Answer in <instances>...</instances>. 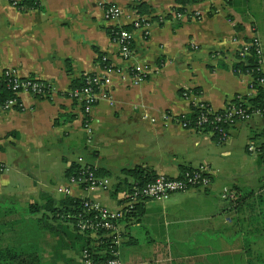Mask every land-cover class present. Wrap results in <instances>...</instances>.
I'll list each match as a JSON object with an SVG mask.
<instances>
[{
	"label": "crops",
	"instance_id": "1",
	"mask_svg": "<svg viewBox=\"0 0 264 264\" xmlns=\"http://www.w3.org/2000/svg\"><path fill=\"white\" fill-rule=\"evenodd\" d=\"M13 1L0 0V71L12 69L20 78L44 82L51 92L41 98L21 93L19 108L0 106V250L32 247L36 264H76L71 238L54 227L44 207L64 199L56 190L78 159L109 179L107 192L87 196L111 210L123 203V186L133 180L130 171L178 178L182 167L208 164V188L138 204L123 223L120 259L123 264H246L244 248L263 247L251 225L264 226V167L247 147L264 145V115L236 122L222 143L209 131L179 122L196 98L218 112L237 98L255 97L251 77L235 68L232 41L256 36L264 53V0H202L186 6L180 19L176 0H107L106 6L122 11L116 21L104 20L98 0H31L35 7ZM138 17L145 18L144 27L133 30ZM116 26L132 32L128 61L109 36ZM100 57L142 81L112 76L93 109L88 138L79 104L68 93L74 80L102 71ZM144 114L156 123L142 119ZM164 115L171 118L167 125L161 123ZM79 195L74 190V198ZM137 229L146 232L149 256L123 260L125 247L138 244Z\"/></svg>",
	"mask_w": 264,
	"mask_h": 264
},
{
	"label": "built area",
	"instance_id": "2",
	"mask_svg": "<svg viewBox=\"0 0 264 264\" xmlns=\"http://www.w3.org/2000/svg\"><path fill=\"white\" fill-rule=\"evenodd\" d=\"M14 0V5L17 4ZM103 9V18L106 21H116L122 15V11L118 7L106 6L107 0H98ZM176 18H182V14L176 13ZM145 18L138 17L131 22L133 30L144 27ZM113 36L110 37L112 42L117 45L120 58L123 61H128L132 56V32L122 26L113 28ZM237 45L235 51V58L239 62H247V59L253 57L255 59V71L261 75L260 78H253L250 72L246 73L251 77L250 89L254 92L252 87L255 79L259 86H264V53L261 42L258 37L254 36L249 42L238 41L234 38L232 41ZM106 63V59H102ZM130 73V75H129ZM118 75L122 81L131 77L134 84L142 81V77L134 72H128L122 67H113L106 63L102 67V71L98 74H85L83 76L84 85L80 89L70 90L69 98L79 104L83 117V129L86 134H91V121L92 112L96 103L102 94H106L108 87L112 83V76ZM0 78L7 80V87L12 93L17 96L21 93L31 94L34 97H45L51 92V88L45 83L33 80L20 78L17 73L12 69L0 71ZM184 97H188L184 94ZM191 99V97H190ZM240 105L246 103L245 99L237 98ZM19 105L17 100L11 99L7 101L1 108L3 110L9 109L11 106ZM192 105L200 110L206 109L204 113L201 112L199 119L192 125L186 122L184 117L181 118L179 124L186 129L193 131H201L204 124L208 122L207 115L213 116L211 123L226 124L231 127L238 121L248 120L253 115H260L259 112L247 114V109L241 106L229 104L223 109V114L219 115L213 112L207 105L192 100ZM142 119L147 120L150 124H155L156 119L143 115ZM162 124L167 125L171 120L169 116H162ZM211 134H217L218 142L222 143L227 138L226 130L222 127H214V130H209ZM247 152L250 155H260L264 161V147L262 152L253 142H250L247 147ZM77 165L79 166L78 176H71L66 179V184L57 188V193L66 197L74 198V190H79L80 194L77 199L80 200L83 215H67V218L75 222L74 228L77 234H81L90 240L93 251L88 249L80 252L76 264H123L120 259V247L124 240L125 229L123 223L132 217L135 207L144 200L164 201L169 196L176 193H184L190 189L208 188L210 186L209 180V166L205 164L197 169L186 172L184 178H170L164 175L156 176L152 183L143 186L135 182H131L123 193V203L117 210H111L95 198L87 196L91 192H107L110 189V181L108 178L97 177L94 174V169L78 159ZM264 182V179H263Z\"/></svg>",
	"mask_w": 264,
	"mask_h": 264
},
{
	"label": "trees",
	"instance_id": "3",
	"mask_svg": "<svg viewBox=\"0 0 264 264\" xmlns=\"http://www.w3.org/2000/svg\"><path fill=\"white\" fill-rule=\"evenodd\" d=\"M24 2H29L32 3L33 6H37V4H35V2L31 1V0H23ZM22 1V2H23ZM202 0H176V4L179 6L177 9H175L176 13H183L184 9L186 6L190 5V4H195L198 3ZM143 6V5H140ZM114 33L113 28L109 31V36L112 37ZM99 61L101 62V66H105L106 63L101 61V57L99 58ZM239 62V61H238ZM256 63H255V59L253 57H250L247 59V62H239L236 65V70L237 72H241L243 74H246L248 72L251 73V75L253 76V78H260L261 75L258 74L255 71L256 68ZM44 83V82H43ZM46 84V83H45ZM47 85V84H46ZM84 85V80H83V76L77 80H74L72 82V86H71V90L74 89H80L82 88ZM255 91H256V95L255 97L252 98H247L246 99V103L244 105H240L237 101H234L233 103H231V105H235V106H241V108L243 109H247V114H251L253 112H259L260 115H264V86H259L257 84V81L255 79V82L253 83L252 86ZM11 99H15L18 102V98L17 96H15L12 91L9 90V88L7 87V80L5 78H0V106H3L7 101L11 100ZM19 104V102H18ZM16 108H19V106L17 105ZM209 108V107H208ZM207 109V107H206ZM206 109L204 110H200L198 108L193 107L191 109V112L188 116L184 117V120L186 122H190V124L192 125L194 122H196L200 115L201 112L204 113L206 111ZM217 114L221 115L223 114V110L218 111ZM208 118V122L206 124H204L203 130L205 131H209V130H214V127H222L224 130H227L229 128V126H226V124H217V123H211V121L213 120V116L211 115H207ZM214 139L216 141H218L217 139V134L213 133ZM263 146H261L259 148L260 152H262L263 150ZM261 159V162L263 164L264 167V161L262 159V157L260 155H258ZM181 175L180 177H178L179 180H182L184 178V174L186 172H191V170L189 168H181ZM78 172H79V166L77 164L72 165L67 171H66V177L69 178L71 176H78ZM130 177H132V181L137 183L140 186H143L145 184H149L152 183L156 176L152 173H143L142 171L139 170H133L128 172ZM94 174L97 177H100L94 170ZM263 179H264V173H263ZM262 179V181H263ZM264 183V182H263ZM129 184H126L125 186H123V188H127L129 187ZM138 206V205H137ZM137 206L134 209V213L132 214V217L135 215V212L137 210ZM44 211L50 213L52 217H50L52 220H54L56 222V225L54 226L56 229H58L61 234L63 233L65 235V237L67 238H71V244L73 247V250L76 254L80 255V252H82V250L84 249H88L90 251H93V248L91 247V242L88 238H86L85 236L81 235V234H77L75 232V222L73 220H70L69 218H67V215L71 214V215H83L82 212V207L80 204V200L77 198H73V197H66L63 200H61L58 204V206H56L54 204V201H49L46 206L44 207ZM131 217V218H132ZM264 224V222H263ZM259 229H263L260 233L258 232ZM254 233H252L253 235H255V240H259L262 241L263 243V247L262 248H244V254L246 256V264H262V257H264V226L262 227H256L255 228ZM36 255L37 252L35 251V249H33L32 247H22L17 249H5V250H0V259L3 258L2 262H8V260L10 261H14L16 264H36ZM7 259V260H6ZM9 264V263H8ZM264 264V263H263Z\"/></svg>",
	"mask_w": 264,
	"mask_h": 264
},
{
	"label": "rangeland",
	"instance_id": "4",
	"mask_svg": "<svg viewBox=\"0 0 264 264\" xmlns=\"http://www.w3.org/2000/svg\"><path fill=\"white\" fill-rule=\"evenodd\" d=\"M91 124H92V121H91ZM257 220H259V219L254 217V222H256ZM258 225H262V224H252L251 227H253L255 229ZM136 237L138 238V244L135 245L134 249L132 247H127V246L125 247L126 250L123 252L124 258L122 255L123 260H126L125 258H127V257H131L132 261H138L139 262L140 260L144 259V257L149 256L148 252H149V248H150L151 244L148 245L149 239L146 237V232H143L141 229H137ZM251 237H253V235H251ZM123 248H124V246H123ZM133 255H135V256H133ZM261 262H262V264L264 263V257H262Z\"/></svg>",
	"mask_w": 264,
	"mask_h": 264
}]
</instances>
